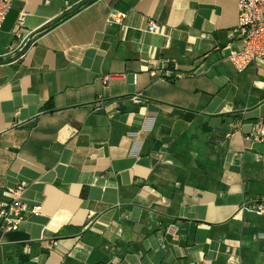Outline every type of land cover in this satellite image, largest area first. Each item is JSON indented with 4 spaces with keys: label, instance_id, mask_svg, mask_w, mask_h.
I'll list each match as a JSON object with an SVG mask.
<instances>
[{
    "label": "crops",
    "instance_id": "0c3cea01",
    "mask_svg": "<svg viewBox=\"0 0 264 264\" xmlns=\"http://www.w3.org/2000/svg\"><path fill=\"white\" fill-rule=\"evenodd\" d=\"M237 19L236 0L12 1L0 200L25 184L42 209L0 230V264H264V214L242 210L264 206V62L227 61Z\"/></svg>",
    "mask_w": 264,
    "mask_h": 264
},
{
    "label": "built area",
    "instance_id": "2783aa9c",
    "mask_svg": "<svg viewBox=\"0 0 264 264\" xmlns=\"http://www.w3.org/2000/svg\"><path fill=\"white\" fill-rule=\"evenodd\" d=\"M13 0H0V30L10 11ZM238 19L237 25L229 32L228 38L239 42L240 49H228L227 61L237 73H242L250 66L258 62H264V0H236ZM126 16L124 14L110 15L107 22L121 23ZM23 16L18 18L13 29L14 36L19 40L16 48L11 47L9 52L25 46L29 39L33 38V32L24 34ZM146 32L150 34H163V28L155 21H150L146 27ZM112 79V76L103 78L104 84ZM172 79V78H171ZM138 102L137 98H133ZM253 138L260 143H264V126L261 123L255 125ZM25 184H20L7 193V200H0V230L17 231L20 224L31 216H39L41 206H29L21 200V193ZM243 211H251L257 215L264 214V206L257 205L249 207L242 205Z\"/></svg>",
    "mask_w": 264,
    "mask_h": 264
},
{
    "label": "trees",
    "instance_id": "16d2710c",
    "mask_svg": "<svg viewBox=\"0 0 264 264\" xmlns=\"http://www.w3.org/2000/svg\"><path fill=\"white\" fill-rule=\"evenodd\" d=\"M86 4H83V5H81V6H79L75 11H78L79 9H81L83 6H85ZM75 11H73V12H75ZM73 12H71L70 14H72ZM69 15V13H67L66 15H65V17H67ZM221 117V116H220ZM167 190V193H165V191L164 190H162V193H163V195H165V197L166 198H168V199H172V197H175V195H177V191L175 190V189H173V188H167L166 189Z\"/></svg>",
    "mask_w": 264,
    "mask_h": 264
}]
</instances>
